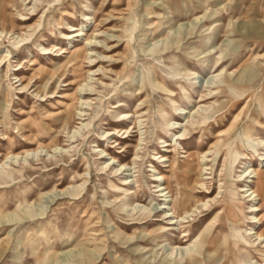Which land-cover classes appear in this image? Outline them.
<instances>
[{"label": "rangeland", "instance_id": "obj_1", "mask_svg": "<svg viewBox=\"0 0 264 264\" xmlns=\"http://www.w3.org/2000/svg\"><path fill=\"white\" fill-rule=\"evenodd\" d=\"M263 140L264 0H0V264H264Z\"/></svg>", "mask_w": 264, "mask_h": 264}, {"label": "bare ground", "instance_id": "obj_2", "mask_svg": "<svg viewBox=\"0 0 264 264\" xmlns=\"http://www.w3.org/2000/svg\"><path fill=\"white\" fill-rule=\"evenodd\" d=\"M71 30H77L75 29V27H73ZM257 33L256 30L254 31H251L248 33V35H252V34H255ZM80 34V33H78ZM19 38L21 36H18ZM17 37V38H18ZM22 40V39H21ZM92 44V43H90ZM91 46H94V45H91ZM78 48H76L74 50V56H75V60L77 61V64L80 63V59H79V52H78ZM90 59V58H89ZM241 74H244L243 72ZM236 81H244L243 77H238ZM86 85V84H85ZM85 91V92H84ZM87 89L84 88V83L80 84L79 85V90H77L78 92V95H80L81 97L82 96H85L89 93L86 92ZM82 108V106H81ZM83 109H80V112L78 113V118L80 119H84V112H82ZM184 110L182 111H179V114L183 113ZM188 113V112H187ZM185 115V114H184ZM81 116H83L81 118ZM123 120V119H121ZM83 123V122H82ZM181 126V125H180ZM175 128H180V127H175ZM76 130H74L75 132ZM72 135H75L74 133ZM185 135V134H184ZM74 137V136H73ZM184 139L185 137H181V136H177V139ZM261 141V140H260ZM264 143V140L262 141ZM261 142V143H262ZM263 145V144H262ZM168 146V145H167ZM44 148V146L40 147V148H37V149H24L23 151L21 152H8L4 158L1 160L0 162V173L2 170H6L8 167H10L11 165H14V164H17V163H24L25 160L28 161L31 160V159H35L34 157L39 155L41 156V152H42V149ZM59 148V145H56L54 146V149H57ZM60 149V148H59ZM57 151V150H55ZM43 153H45L43 151ZM262 153V152H261ZM208 153L204 154V159H205V156L207 155ZM45 155V154H44ZM191 156H195L194 153H190L189 154V158ZM231 156V155H229ZM38 157V156H37ZM112 159H115L113 156L111 157ZM116 160V159H115ZM236 160V157L234 158L232 162ZM164 161V160H163ZM261 161L264 162V153L262 154V157H261ZM125 164V163H124ZM207 164V163H206ZM120 165H123L120 163ZM191 167V166H190ZM230 167V166H229ZM195 166H192L191 167V171H187L186 172V177H185V186H188L190 183V181L193 179V180H196V181H201L199 178H196L197 175L195 174ZM259 170L260 169H253L251 167H247L244 172H243V177L246 179V184L244 186H242L241 188V192H243L245 198L248 199V201L251 203L250 205V212L252 213V218H253V222L252 223H256V224H263L262 222V219L260 217V215L258 214L259 212H261L263 210V208L259 205V201L262 200V198L264 199V194L260 192L259 188L257 187L256 189L253 188V184L255 183L256 184V180H259V176H260V173H259ZM158 173H155V181L157 182V185H155L156 187V194H158L157 196H160L162 197L161 200H163V203L164 204L161 208H163V212L165 213L166 217L165 218H170V223L172 224H178V228H175L176 230H179L180 231V225L182 223H185L188 221L189 218H191L195 212L197 211V208H193L191 210H186V211H180V209L176 211H174L173 209V206H171V204H169L170 200L168 197H169V194L171 193L170 191V184H169V180H168V177L163 175L161 172H159L158 170H156ZM155 171V172H156ZM131 175V174H130ZM180 176V175H179ZM242 177V178H243ZM179 178V177H178ZM196 178V179H195ZM255 178V179H254ZM170 179V178H169ZM242 180V179H241ZM205 182V181H204ZM130 183V180L126 179L125 182L123 183L124 185H128ZM179 184L180 185H184L183 182L179 179ZM129 192V191H128ZM60 193V191L58 192ZM63 193V192H62ZM131 193V192H130ZM128 193V195L130 194ZM56 195V194H55ZM189 194L188 193H185L184 191H182L181 189V195H180V205H185L188 200H189ZM57 197V196H55ZM170 197H171V194H170ZM54 198V197H53ZM235 197H233V203H235L236 205H241L243 204L242 201L240 200H234ZM173 200V199H172ZM2 204V203H1ZM6 205V204H5ZM7 206V205H6ZM197 207V206H196ZM3 208V207H2ZM169 210H172V215H170V212ZM2 209L0 210V213H1V218H0V230H5L7 229V223L11 222V220L8 218L7 220H4L5 217L4 216V213H2ZM250 235L252 236H255L256 237V240H258V244H262L264 243V229L261 230V231H258V230H251L249 232ZM184 236H187L186 233H184ZM6 239V238H5ZM181 247V246H179ZM186 250V249H185ZM189 251L191 249H188ZM187 251V252H189ZM180 252L182 254V249H180ZM183 258V257H182ZM182 258L180 257V259H175V260H170L168 261L169 263L168 264H178L180 262V260H182Z\"/></svg>", "mask_w": 264, "mask_h": 264}]
</instances>
